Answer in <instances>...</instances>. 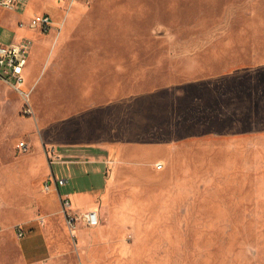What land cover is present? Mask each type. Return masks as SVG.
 <instances>
[{"label":"rangeland","instance_id":"374dc122","mask_svg":"<svg viewBox=\"0 0 264 264\" xmlns=\"http://www.w3.org/2000/svg\"><path fill=\"white\" fill-rule=\"evenodd\" d=\"M25 1L0 7V41L32 40L28 102L0 81V264H24L31 218L67 262L264 264V0ZM52 6L48 32L17 27ZM120 143L162 144V168L122 185L113 158L88 161ZM50 174L95 192L76 214L116 176L97 240L41 207Z\"/></svg>","mask_w":264,"mask_h":264},{"label":"crops","instance_id":"0c3cea01","mask_svg":"<svg viewBox=\"0 0 264 264\" xmlns=\"http://www.w3.org/2000/svg\"><path fill=\"white\" fill-rule=\"evenodd\" d=\"M26 5V1L23 0L22 7ZM48 8V7H47ZM48 13L52 18V23L55 24L54 19L56 18L57 8L55 6L50 7L47 11H45V7H42L40 12H35L31 14L32 17L34 14L38 13ZM29 17V18H30ZM16 29H18L16 27ZM31 52V50H30ZM30 54V53H29ZM28 62V59H27ZM27 65V64H26ZM26 68V66H25ZM24 68V73L28 74V71ZM29 70V69H28ZM24 84L27 87V82L24 76ZM103 154L99 156V158L89 157L88 161L92 164H103L107 163L108 156L113 158V162L117 165V168L122 169L127 173L125 175L124 180L121 181L122 185H136L139 183L145 182V178L148 176L154 177L155 168V160L162 157V154L166 152V148H163V145L160 143H120L115 145H106L103 148ZM119 183L116 176L113 178L105 179L103 183L105 196L103 198L98 199L93 205H87L90 207H86V211L88 210H98V214L100 217H105L108 214V205L105 202L107 193L112 190ZM154 184V182H153ZM65 186V185H62ZM42 193H46L41 189ZM91 190V191H90ZM86 189L85 192L68 191L65 194H61L59 192V187L53 188L51 187L47 195H41L38 197V202L41 207L47 211V213H58L60 217H64L61 212V203L60 199L62 197H67L70 201V208L72 207V203L70 197H79L82 193H86V199L89 196L94 195L93 189ZM97 191V190H94ZM90 193V195L88 194ZM84 195V194H83ZM91 204V203H90ZM98 204V206L96 205ZM96 205V206H95ZM98 207V208H97ZM85 211V212H86ZM25 223V231H27L26 235L17 238V246L19 249V253L24 264H84V260L82 258H78L75 262H67L64 261V258L61 256V247L57 252H54L53 244L51 243L49 234L47 232L46 226L43 223H39L35 218H31ZM19 224V223H18ZM17 225V224H15ZM23 226V225H22ZM88 227L80 224L79 231L81 235V240L84 242L88 239V241L93 242L102 236V232H104L102 227ZM65 228H69V226H64ZM87 228H90L88 232L85 231ZM85 233V235H84Z\"/></svg>","mask_w":264,"mask_h":264},{"label":"built area","instance_id":"2783aa9c","mask_svg":"<svg viewBox=\"0 0 264 264\" xmlns=\"http://www.w3.org/2000/svg\"><path fill=\"white\" fill-rule=\"evenodd\" d=\"M22 0H0V7L7 10H14L22 6ZM17 27H27L39 31L40 33L48 32L52 27V18L48 13L42 12L34 14L27 22L19 21ZM32 40L27 37L13 39L7 43L0 41V81L8 84L25 102L29 99V89L24 84V68L31 50ZM29 114L32 113L28 108ZM18 148H23L25 143L20 141ZM157 170L162 168L161 163H156ZM66 178L57 177L50 174L41 184L44 192H49L50 188L62 186L66 182ZM61 212L67 225L70 227L76 222H82L85 226L94 227L99 224V214L96 210H88L86 212L76 214L70 210V201L67 197L60 199ZM17 238L25 234V229L21 224L14 226Z\"/></svg>","mask_w":264,"mask_h":264}]
</instances>
